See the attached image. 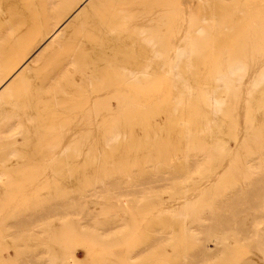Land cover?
Wrapping results in <instances>:
<instances>
[{"label":"bare ground","instance_id":"bare-ground-1","mask_svg":"<svg viewBox=\"0 0 264 264\" xmlns=\"http://www.w3.org/2000/svg\"><path fill=\"white\" fill-rule=\"evenodd\" d=\"M251 1L0 0V256L13 244L14 264H68L72 238L94 264H159L180 245L164 264H214L234 258L233 239L264 264V8ZM146 87L172 88L173 114L202 119L179 169L155 156L131 169L116 145ZM93 154L83 191L73 171ZM21 167L33 182L2 181Z\"/></svg>","mask_w":264,"mask_h":264},{"label":"rangeland","instance_id":"rangeland-1","mask_svg":"<svg viewBox=\"0 0 264 264\" xmlns=\"http://www.w3.org/2000/svg\"><path fill=\"white\" fill-rule=\"evenodd\" d=\"M255 2L258 5H256ZM251 4L253 6L256 5V6L253 7L254 9L252 8V11L254 10L255 12L256 11H262L261 9L264 8V0H252L251 1ZM246 9H248V7ZM246 11H248V10H246ZM246 11H244V12H246ZM240 17L242 19V16H240ZM243 17H245V16H243ZM244 19H242V20H244ZM246 19L244 21H246ZM222 34H224V35H222ZM230 34H231V32L228 33L227 31L226 32L224 31V32H220L219 36H222V37L223 36H226L229 39L230 38H233L232 37V34H234V32H232L231 36H230ZM228 35H229V37H228ZM235 37H236V35H235ZM231 40L232 39L229 40L230 43H231ZM222 42L223 41L219 42L218 44L220 46H222V44H223ZM171 94L173 95V97H172ZM174 94H176V91L173 90L170 87H161V88L160 87H146V88H143L142 91H140V97H139V99H140L139 100L140 110H139L138 113H136V115L134 117V120H133L134 121V127H133L134 128V134L132 133L133 136H128V137H126L124 139V141L123 140H120V142H118L116 144V145H119L123 149V152H124L123 157L124 158H126V157L131 158L130 159L131 169L139 168L140 166L143 168L144 165L146 163H148V161L153 160V158H156L155 161L159 160L157 162L164 163V164L165 163H169L172 167L176 166L174 168L179 169V167L177 166V163H176V158L183 151V148L185 147V141L188 140V139H190L191 141H197L200 137H203L204 136L203 135L204 132L202 130L203 129L202 119L199 116H189V117H186L182 113L173 114V111L172 110H173V105L174 104H172V103H174V101H172V100L176 96ZM151 107H153V108H151ZM151 109H152V111H151ZM179 109H181V107ZM154 112L155 113L156 112L159 113V115H157V113L155 114ZM153 113H154V115L156 117H154ZM152 118H153V120H152ZM143 120H144V122H143ZM146 122L148 123L147 124V127L148 128L146 127ZM149 123H151V124H149ZM162 123H164V124H162ZM152 127H154V128H152ZM143 129H145V130H143ZM52 131H53V133H52V137H51L50 140L54 143V142L57 141L56 130H52ZM188 133L190 135L192 134V135H195V136L194 137H191V138H188L187 137V134ZM135 134L137 135L138 138L136 137ZM230 141L231 142H228L229 143L228 144V147H227L228 149H226L228 151V152L226 151L228 154L225 155L227 159L224 158L226 160V162L229 159L233 160V156L236 153L235 142L233 140H230ZM136 151H138V152H136ZM22 153H24L23 154V158L18 159L16 156H11L10 157V163H11V165L14 166V168H16V165L19 164L18 162H22V164L25 165V162L27 161L28 158L24 156L25 155V152L24 151H22ZM218 155H221V154H218ZM151 156H155V157L152 158ZM93 158H95V154L91 155V157L89 158L87 164L83 163L82 164L83 166L79 164L74 169V171H73V175H75L74 181H75V183L78 184V189H81L83 191L90 190L92 188V186H93L92 185V179H91L92 178V168L95 166L94 163L92 162ZM137 158H140V159L141 158H144L145 160L143 162H140V160L135 161V159H137ZM148 158H149V160H147ZM224 166H226V164L223 162V167ZM55 168L56 167L54 166L53 169H55ZM216 168H217L216 170H218V168L220 169V167H218V166H216ZM221 170L222 169H220L218 171H221ZM28 171H30V169L22 168L21 167L19 170L14 171V173H12L13 176H11V177H8V176L5 177L4 176L2 178V181L3 182H7V181L12 182L13 187L20 188V185H17L18 183H22V182H25V181H31V182H33V180H27L25 178H21V177L24 176V173H28ZM31 171H34V170H31ZM125 172H127V170H125ZM226 178H229L230 179V176L227 175ZM34 183L31 184L32 185L31 187H34L35 186V185H33ZM42 187H43V191L44 192L47 191V193H48V190L57 187V184H55V183H50L49 184V182H47V181H42ZM67 192H69V191H65L64 193L67 194ZM161 196H162V198L165 199V201L167 203L168 199H170L171 197H173L174 194L173 193L172 194H170V193H162ZM48 202H50V201H48V198H46V200L44 201V203H48ZM90 206H91V208L94 209V210L92 209V211H91L92 213L99 214V212H101L103 210L102 208L99 210V207L100 206L93 207L92 204ZM150 212H152V211H150ZM226 212L228 214L231 213L229 209H227ZM152 214H153V212L151 213V215ZM148 215H150V214H147L146 217ZM70 239L68 241L71 242L70 243L71 246L68 247V245H67L66 247H68V249L70 250V252L72 254L75 253V257H76V259H77L78 262L76 260H74L73 262L70 261V260H66L68 264L69 263H71V264L72 263L73 264L74 263L75 264H94V263H96V262H94V259L91 256H89L90 255V254H88V253H90L89 250L87 252L86 251L87 248H83L80 245V243H78L79 242V241H77L78 239L75 240L77 242H73L74 240L72 238H70ZM66 243H67V238H66ZM76 243H78V244H76ZM208 244H209L208 245L209 247H211V248L213 247L212 246V243L209 242ZM12 245L13 244H3V246H5V247H4L3 251L1 252V256H0V258H1L0 263L1 264L11 263L9 261H12L13 264L16 262L15 260H16L17 256L14 254L16 252L15 251L16 248L11 247ZM228 246L231 249L233 248L232 249V252H233L234 258H232V259L230 258V257H233V256H232L231 251H229L228 253L229 254L231 253L230 254L231 255L230 257L226 258V255L227 254L226 255L225 254L223 255L225 258L222 255H219V258L222 257V259H220L219 261H214L212 263L215 264L217 262L216 264H221V263L224 264L227 260L230 261V259H231V261L230 262L229 261L226 262V264H251L250 263V259H252L253 261L257 260V259H255L254 255L252 254L253 252L251 250L249 252L248 247H246V246H244L242 244L237 243L233 239H230ZM229 247H227V250L230 249ZM54 248H55L54 251L59 252L61 250V248H62V245H61V247L60 246H57V247H54ZM166 248H168V250ZM166 248H165L166 249L165 251L168 254L165 256V258L168 257L169 254L172 253L173 250H177L179 252H182L183 250H185V248H184L183 245H180L177 248H173V247H166ZM15 256H16V258H14ZM154 256L152 255L150 257V259L151 258L153 259V258L157 257V256H155V257ZM88 257H90V258H88ZM122 257L123 256H121V258ZM235 257H236V259H235ZM11 258H14V259L12 260ZM165 258H163V259H165ZM150 259L145 260V263H144V261L143 262L136 261V262H138V263L141 262L142 264H147V263L148 264H151V262L157 261V262H155V264H158V260H154V259L153 260L152 259L150 260ZM217 259L218 258H216L215 260H217ZM162 260H161V262L159 261L160 262L159 264H164L162 262ZM223 260H226V261H223ZM233 260H235L234 263L232 262ZM6 261H7V263H6ZM236 261H238V262H236ZM63 262H65V260H63L62 263ZM55 264H59V263L57 262ZM129 264H131V263H129ZM152 264H154V263H152ZM174 264H178V263L175 262ZM256 264H260V263L259 262H256Z\"/></svg>","mask_w":264,"mask_h":264}]
</instances>
